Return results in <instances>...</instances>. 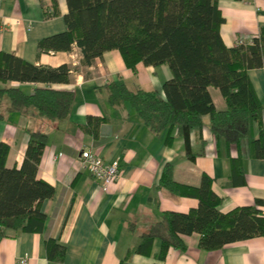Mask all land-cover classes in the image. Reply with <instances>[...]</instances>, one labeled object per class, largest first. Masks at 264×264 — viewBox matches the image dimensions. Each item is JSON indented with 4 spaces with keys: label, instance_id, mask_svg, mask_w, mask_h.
I'll use <instances>...</instances> for the list:
<instances>
[{
    "label": "crops",
    "instance_id": "obj_1",
    "mask_svg": "<svg viewBox=\"0 0 264 264\" xmlns=\"http://www.w3.org/2000/svg\"><path fill=\"white\" fill-rule=\"evenodd\" d=\"M59 14L45 18L40 0H0V52L13 54L29 63L58 67H77L69 84L50 85L55 90L73 93L71 112L64 121L40 117L34 110L10 111L9 102L0 105V142L10 150L6 165L19 167L24 159L28 131L47 135L37 177L54 189L50 199L40 205L45 214L42 233L9 231L0 241V264H51L46 256L44 240L53 238L66 248L63 264H119L139 243V236L150 229L162 212L186 213L198 206L191 197L174 196L159 186L165 164L172 165L176 183L196 187L206 174L212 178L211 189L221 198L219 210L226 214L264 200V160L241 158L244 184L230 186L231 167L225 147L218 148L209 131V117L203 118L201 133L190 134V146L197 153L190 161L184 152V142L174 132L170 144L166 132L153 134L128 105L111 106L107 86L125 84L131 90L161 91L171 76L166 65L156 67L136 65L128 69L115 50L104 52L101 60L85 67L76 46L70 52L37 55V43L42 38L64 32L65 0H57ZM46 6L50 0H44ZM224 18L219 32L223 43L232 47L239 40L247 41L264 28V0H217ZM249 80L263 106L264 66L248 70ZM31 93L43 84L9 83ZM217 110L226 107L220 92L210 88ZM88 116L105 118L99 135L93 138L81 130ZM90 149L105 162L117 161L118 181L103 192L97 181L80 167V153ZM230 157L239 156L236 148ZM244 151H241L243 154ZM263 211L264 206L259 208ZM198 235L181 236L184 250L169 249L164 259L158 258L160 239H155L150 254L132 253L127 264H264V236L234 242L214 251L198 248Z\"/></svg>",
    "mask_w": 264,
    "mask_h": 264
},
{
    "label": "trees",
    "instance_id": "obj_2",
    "mask_svg": "<svg viewBox=\"0 0 264 264\" xmlns=\"http://www.w3.org/2000/svg\"><path fill=\"white\" fill-rule=\"evenodd\" d=\"M44 17L59 14L57 0L48 6L40 0ZM63 16L66 30L37 43V55L70 52L79 48L85 67L101 60L104 52L115 50L125 66L136 72V65H166L170 78L160 91L131 90L122 83L107 86L111 106L128 104L153 134L166 132L170 144L174 132L184 142L190 161L197 153L190 146V134L201 133L203 118L209 117V131L216 147H225L231 173L228 184H244L240 156L264 160V113L248 70L264 66V28L250 44L227 47L220 36L224 18L217 0H65ZM77 67H58L29 63L13 54L0 52V105L7 99L10 111L34 110L51 121H64L71 112L73 93L55 90L53 84H69ZM43 84L31 93L9 83ZM210 88L217 89L226 107L217 110ZM1 118V115H0ZM105 118L88 116L81 130L97 138ZM47 143L41 131H28L22 164L6 165L9 146L0 142V241L9 231L42 233L45 214L40 205L54 194L53 187L37 177L40 159ZM234 147L239 156L230 157ZM241 151H244L241 154ZM212 178L203 174L198 186L176 183L172 165L165 164L159 186L174 196L191 197L198 206L186 213L165 211L139 243L119 264H127L130 254H150L155 239H160L158 258L169 249L184 250L181 236L198 235V248L214 251L223 246L264 236V214L257 199L251 206L238 207L223 214L221 198L211 189ZM46 256L51 264H63L66 248L53 238H45Z\"/></svg>",
    "mask_w": 264,
    "mask_h": 264
},
{
    "label": "built area",
    "instance_id": "obj_3",
    "mask_svg": "<svg viewBox=\"0 0 264 264\" xmlns=\"http://www.w3.org/2000/svg\"><path fill=\"white\" fill-rule=\"evenodd\" d=\"M250 44V40H239L237 44ZM80 167L98 182L101 191H107L108 187L118 181L120 176L119 164L117 161L105 162L99 155L91 152L90 149L82 150L80 153ZM17 264H27V259L20 258Z\"/></svg>",
    "mask_w": 264,
    "mask_h": 264
}]
</instances>
